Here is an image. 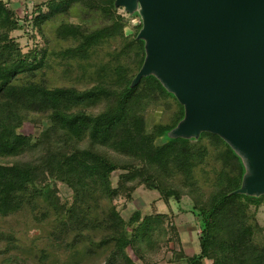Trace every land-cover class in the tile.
I'll return each mask as SVG.
<instances>
[{"label":"trees","instance_id":"obj_1","mask_svg":"<svg viewBox=\"0 0 264 264\" xmlns=\"http://www.w3.org/2000/svg\"><path fill=\"white\" fill-rule=\"evenodd\" d=\"M113 2L46 0L19 17L0 0V159L17 158L0 163V217L32 208L41 198L59 218L61 231L74 242H86L84 249L78 247L84 255L112 245L111 256L119 264H264V228L255 218L264 195L231 193L240 186L244 166L217 135L202 132L196 140L168 137L183 117V107L153 75L130 86L144 57L143 41L135 38L141 24L127 32L126 18ZM75 5L101 22L87 28L59 21L54 37L69 44L61 56L82 58L117 38L116 53L123 60L107 81L84 88L49 86L43 56L38 59V51H22L11 33L23 30L29 22L32 29L42 32L46 22L67 14ZM154 107L169 114L148 129L145 113ZM32 114L39 115L45 125L37 136L19 132ZM160 137L164 142L155 144ZM108 152L122 159L117 161ZM26 154L31 157L24 159ZM209 158L219 168L205 195L195 168ZM115 171L119 173L113 186ZM178 175L184 184L173 180ZM52 180L72 191L71 203H58L56 189L48 185ZM140 185L155 190L166 204L188 197L187 211L199 229L196 253L186 254L174 213L157 212L152 202L153 212L141 215L135 210L124 219L112 205L119 195L127 204ZM177 212L186 211L178 206ZM100 232L105 236L96 241ZM163 245H167L165 250Z\"/></svg>","mask_w":264,"mask_h":264},{"label":"water","instance_id":"obj_2","mask_svg":"<svg viewBox=\"0 0 264 264\" xmlns=\"http://www.w3.org/2000/svg\"><path fill=\"white\" fill-rule=\"evenodd\" d=\"M137 13L144 57L130 86L153 75L183 107L170 138L220 137L244 173L232 194L264 195V0H114Z\"/></svg>","mask_w":264,"mask_h":264},{"label":"rangeland","instance_id":"obj_3","mask_svg":"<svg viewBox=\"0 0 264 264\" xmlns=\"http://www.w3.org/2000/svg\"><path fill=\"white\" fill-rule=\"evenodd\" d=\"M115 9L126 18L127 32L133 31V26L138 23L141 24L138 14H128L123 11L122 7ZM25 13L17 12L16 15L22 17ZM59 21L81 24L89 28L99 25L101 19L97 16L89 17L85 11L81 12L79 5H75V8L70 9L67 14L57 15L54 21L46 22L42 27V32L32 29L29 22L23 30L11 33L17 39L22 51H38V59L43 56L42 59L46 65L44 69L46 83L49 86L71 85L84 88L96 82L109 80L113 68L123 60L116 53L117 48L120 46V40L115 38L109 40L106 44L96 46L82 58H63L60 51L69 44L66 41L59 42L54 37L53 28ZM156 112L158 111L154 107L149 108L145 113L148 129L151 124L165 118L167 114V112L165 114L163 112L157 114ZM32 116L33 119L30 118ZM28 118L20 126L19 132L25 135L37 136L45 127L41 124L43 123L40 120L42 118L37 114H32ZM164 140L163 137H160L155 140V144H161ZM108 154L116 158L117 161L122 159L111 152H108ZM30 157L29 154L23 156L24 159ZM15 160L17 158H3L0 159V163L9 164ZM217 168H219V163L213 158H209L206 164L198 165L195 168V177L206 190L205 195L214 185V171ZM118 173L119 171H115L111 174L113 186L116 184ZM173 180L178 184L185 183L184 178L180 175L174 177ZM48 185L50 188L56 189L58 203L72 202V191L64 183L52 180ZM126 201L121 195L112 200V205L116 207L124 219H127L135 210H138L141 215L153 212L152 202L155 203L157 212H174V222L178 225L182 237L184 239L187 237L192 247L189 253L197 249L196 237L199 229L193 216L187 211L190 204L187 196H184L178 204L174 201L166 204L160 200L159 194L155 190L140 185L134 190L131 201L124 204ZM103 203H106V201L103 200ZM109 204L111 205V203ZM178 206L186 212H176ZM255 218L259 226L264 228V203L257 209ZM57 220H59L57 215L41 198L36 199L32 208L25 207L15 213L0 217V264H119L117 259L115 260L111 256L112 245L96 247L91 255L82 254L78 247L84 249L87 245L86 242H74L70 235L57 227ZM104 236L105 232H100L96 234L95 239L98 241ZM165 246L167 245H163L162 248L164 249ZM127 252L137 261L130 249H127ZM158 254L160 257V251ZM159 264L166 263L160 262ZM203 264H210V262L204 261Z\"/></svg>","mask_w":264,"mask_h":264},{"label":"crops","instance_id":"obj_4","mask_svg":"<svg viewBox=\"0 0 264 264\" xmlns=\"http://www.w3.org/2000/svg\"><path fill=\"white\" fill-rule=\"evenodd\" d=\"M2 1L5 2L16 13L17 12L22 13V12H26L27 10H29L34 4H38V3L46 1V0H2ZM172 213H174V212H172ZM180 233H181V231H180ZM181 239H182L183 247H184L186 254L191 255V254H194L198 251V247H197L196 250H193L189 253V250L192 247H191L190 243L188 242V238L186 237V239H184L181 235ZM196 241H197V237H196Z\"/></svg>","mask_w":264,"mask_h":264}]
</instances>
